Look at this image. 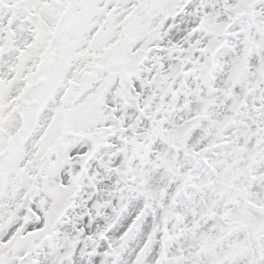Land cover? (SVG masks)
<instances>
[{
    "label": "snow or ice",
    "instance_id": "1",
    "mask_svg": "<svg viewBox=\"0 0 264 264\" xmlns=\"http://www.w3.org/2000/svg\"><path fill=\"white\" fill-rule=\"evenodd\" d=\"M0 264H264V0H0Z\"/></svg>",
    "mask_w": 264,
    "mask_h": 264
}]
</instances>
